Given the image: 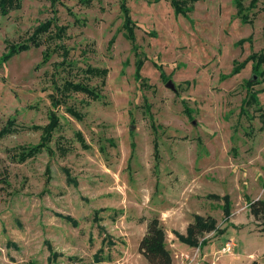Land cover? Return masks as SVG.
I'll use <instances>...</instances> for the list:
<instances>
[{
    "label": "rangeland",
    "instance_id": "374dc122",
    "mask_svg": "<svg viewBox=\"0 0 264 264\" xmlns=\"http://www.w3.org/2000/svg\"><path fill=\"white\" fill-rule=\"evenodd\" d=\"M121 2L22 0L0 16V58L51 23L39 46L0 63V128L14 120L0 137V264H148L137 245L155 216L173 264L183 253L192 264H264V223L247 207L264 200V64L254 71L251 57L264 44V0H186L187 15L170 0H126L133 42ZM88 66L107 69L102 86ZM66 79L100 87L99 99L52 105ZM252 91L258 103L244 105ZM50 112L58 125L41 142ZM195 215L215 220L196 245L183 241Z\"/></svg>",
    "mask_w": 264,
    "mask_h": 264
},
{
    "label": "trees",
    "instance_id": "16d2710c",
    "mask_svg": "<svg viewBox=\"0 0 264 264\" xmlns=\"http://www.w3.org/2000/svg\"><path fill=\"white\" fill-rule=\"evenodd\" d=\"M21 1L22 0H0V16L7 15L10 11L19 9L21 7ZM87 1V0H83ZM126 0H122L120 3L121 5V12L123 15V23L122 26L125 30L126 38L129 39L131 42L135 40L134 35V23L131 20L129 9L126 7L125 4ZM149 2H158L159 0H148ZM186 0H170V4L173 6L175 13H181L183 15H187L189 12L193 10V6L189 5L186 6L184 3ZM194 2L195 0H191ZM258 0H251L250 6H255ZM235 4L238 6V11L240 8L242 9V5L240 4V1H236ZM241 18L244 22H251V19L248 18L246 15H241ZM51 23L50 22H44L41 23L39 26L35 28L34 36L29 37V43L22 42V43H16V44H8L6 46V51L3 53V55L0 58V63L6 62L10 57L13 55L28 50L31 46H39L40 45V36L44 32L50 31ZM63 27H60L57 32L54 33V35H50L49 38L55 37H62V34L64 33ZM263 39H264V24H263ZM113 38L110 40V43H112ZM133 49L137 53V49L133 46ZM48 53L45 52L43 55V58L41 60V63H44L47 59ZM252 59L254 60V71L258 72L260 71L259 68L261 65L264 64V44L262 47V51L260 53H252L251 54ZM143 64V61L140 59L136 60V69L134 72L135 79H141L140 75V69ZM240 67H233V70L230 74H234L239 70ZM159 69V68H158ZM264 69L261 70L263 72ZM84 73H86L88 76L92 78H99L101 79V86L104 84V80L107 74L106 68H100V67H91L88 66L86 69H84ZM161 73V70H160ZM261 74V73H260ZM56 93L59 94L57 98L54 94H51V103L52 105H58L60 103L61 99H66L70 93H82L86 95L87 97L97 100L100 97V87H91L87 82L85 81H72L69 79L64 80V82L61 85H55ZM59 97V98H58ZM254 103H258V100L254 94V91L246 98V101L244 103L247 104V106H250ZM67 110L72 113L75 117L80 118L81 115L71 107H68ZM13 125L14 120L9 119L6 124L0 128V137L9 134L13 131ZM58 125V118L55 115L54 112L49 113V122L45 124L42 129V137L41 142H44V140L49 139L50 133L54 130V128ZM40 128L38 125H34ZM46 145V144H45ZM44 144L39 143L34 146L28 147V148H22L17 154L16 157L19 161H22L28 157L34 156L36 153L42 149ZM250 214L257 220L262 221L264 223V200L257 198L254 200H249L247 205ZM230 209V205H226L224 207V211L226 213V216L230 214L228 210ZM215 230V220L214 218L208 216L206 218H202L199 215H195L193 218V221L189 222L187 225V235L185 239H183L184 242L190 244L198 242V237L202 233H207L210 231ZM202 246L204 245V242H200ZM138 252L144 257V259L147 261L148 264H173L172 255L170 249L166 245L165 241V230L163 226L160 224L158 217H152L148 220L146 224V229L141 238L138 241ZM251 264H256V261H253Z\"/></svg>",
    "mask_w": 264,
    "mask_h": 264
},
{
    "label": "built area",
    "instance_id": "2783aa9c",
    "mask_svg": "<svg viewBox=\"0 0 264 264\" xmlns=\"http://www.w3.org/2000/svg\"><path fill=\"white\" fill-rule=\"evenodd\" d=\"M196 247H199V246H196ZM229 249H230V243L227 242V243H225V246H224L223 250L226 251V250H229ZM183 257H184V259H183L182 264H192L193 259H194L192 254H188V253L184 254L183 253Z\"/></svg>",
    "mask_w": 264,
    "mask_h": 264
},
{
    "label": "water",
    "instance_id": "95a60500",
    "mask_svg": "<svg viewBox=\"0 0 264 264\" xmlns=\"http://www.w3.org/2000/svg\"><path fill=\"white\" fill-rule=\"evenodd\" d=\"M165 85L173 90H175V85L171 80H168Z\"/></svg>",
    "mask_w": 264,
    "mask_h": 264
}]
</instances>
